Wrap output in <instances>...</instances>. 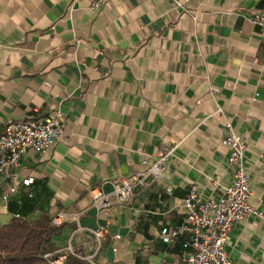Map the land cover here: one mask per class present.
Listing matches in <instances>:
<instances>
[{"label":"crops","instance_id":"1","mask_svg":"<svg viewBox=\"0 0 264 264\" xmlns=\"http://www.w3.org/2000/svg\"><path fill=\"white\" fill-rule=\"evenodd\" d=\"M95 1L0 0V134L58 112L66 124L48 154L23 155L7 202L0 180V225L26 201L31 217L83 211L84 228L107 227L96 263L184 264L189 235L165 245L160 231L184 223L191 186L218 201L232 183L228 123L247 145L250 204L264 214V31L249 21L264 0H192L196 19L172 0ZM164 144L177 148L160 182L127 206H91L92 190L111 194ZM70 240L96 249L89 231L65 224L49 253ZM226 251L231 264H264V217L234 224Z\"/></svg>","mask_w":264,"mask_h":264},{"label":"built area","instance_id":"2","mask_svg":"<svg viewBox=\"0 0 264 264\" xmlns=\"http://www.w3.org/2000/svg\"><path fill=\"white\" fill-rule=\"evenodd\" d=\"M101 1L96 0L92 8H99ZM190 1L192 0H172L176 8L182 9L196 19V14L187 8V3ZM249 21L253 26L264 31V11L254 12L249 17ZM65 129L66 124L61 112L45 119L28 117L23 121L9 123L5 127L4 132L0 134V180L6 189L3 196L4 202H7L18 189L17 169L23 155L30 149L36 150L41 155L48 154L55 143L63 137ZM222 144L229 149L228 162L233 168V180L226 188L224 195L218 201H202L198 187L191 186L187 195L179 203V209L185 214L184 223L176 228L163 227L160 231L161 241L165 245L173 244L185 234L189 235L188 242L184 244V247L189 250L184 264H231L226 246L234 224L251 215L258 218L264 217L262 212L250 204L253 193L250 175L245 165L247 145L229 123L226 125ZM176 148V145H162L153 158L142 162L141 170L113 181L111 194L92 190L91 206L98 212H103L114 205L131 204L139 192L146 191L153 184L160 182L166 164ZM33 181L32 178H28L22 183L29 186ZM83 213V211L60 212L54 216L52 223L56 227L76 224L78 230L89 231L96 242L94 253L84 254L75 250L70 240L63 251L45 255V258L50 259L53 264H65L68 257H74L89 264H98L94 261V257L102 248L107 227L84 228L81 225ZM116 238L119 239V236Z\"/></svg>","mask_w":264,"mask_h":264},{"label":"trees","instance_id":"3","mask_svg":"<svg viewBox=\"0 0 264 264\" xmlns=\"http://www.w3.org/2000/svg\"><path fill=\"white\" fill-rule=\"evenodd\" d=\"M10 207V205H9ZM32 204L26 201L13 213L8 223L0 225V264H53L45 255L51 250V239L63 225H53V216L47 212L31 217ZM65 264H89L68 257Z\"/></svg>","mask_w":264,"mask_h":264}]
</instances>
